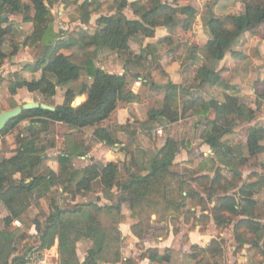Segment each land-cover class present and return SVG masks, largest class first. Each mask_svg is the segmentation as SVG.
<instances>
[{"label": "trees", "instance_id": "16d2710c", "mask_svg": "<svg viewBox=\"0 0 264 264\" xmlns=\"http://www.w3.org/2000/svg\"><path fill=\"white\" fill-rule=\"evenodd\" d=\"M80 1L31 0L34 10L31 17L27 14L31 6L26 0H0V24L9 23L6 13L33 24L34 30L26 42L42 44L46 58L45 66L40 68L42 73L39 79L32 82L25 78L17 81L0 79V88L8 91L12 97H16L20 90L31 94L41 93L49 105L57 95V89L66 88L64 103L56 106L55 112L41 109L23 112L0 133V138L6 137L23 122L29 121L31 124L25 134L18 135L14 155L0 162V205L4 204L11 213L3 219L5 229L0 233V258H3V264H29L31 261L27 255H16L12 249L15 236L9 228L15 220L29 223L37 231L39 251L50 250L58 241L59 264L122 263V244L126 239H122L119 228L127 219L122 212L124 204L130 206V218L136 220L131 231L139 240L149 232L152 216L159 221L168 220L173 225L184 218L185 224L192 220L195 225L207 226L213 219L220 231L233 227L240 250L245 247L254 249L262 256L260 264H264V224L255 212L258 206L255 197L264 190V180L246 184L237 194H231L234 188L218 168L214 178H209L207 174L196 177L197 183L207 181L204 192L206 199L186 184L183 191H178L172 187L169 170L175 164L181 143L170 137L149 163H138L133 158L131 167L128 146L121 149L126 158L122 165L118 162L104 165L91 157L101 144L109 148L120 144L116 128L108 123L120 102L132 103L138 99L130 87V80L134 76L129 80L128 73L112 74L98 67V54H130L132 38L138 35L154 38L158 28L174 26L178 16L185 17L182 29L190 30L196 20V11L190 6L180 5L185 0H137L131 3L128 0H87L83 4ZM238 1L245 5L240 15H217L212 10L207 11L209 20L205 24V31L211 39L203 49H193L192 55L197 52L202 54L203 63L196 73L191 91H201L210 96L215 86L223 85L222 77L217 72L219 63L237 40L264 25V0ZM59 2L76 6L72 22L80 24L66 38L56 31L55 19L48 7V3ZM128 8L137 17L136 20H129L124 15ZM95 17L98 28L95 34L90 35L84 27H90ZM5 34L6 30H0V61L6 59ZM21 47L17 46L14 53H18ZM192 55L190 59H193ZM135 63L142 68L144 80H147L144 84L165 92L163 107L148 113L150 121L164 119L176 124L182 117L190 115L196 122L181 130V141L187 152L193 148L196 128L203 125L200 138L213 155L228 160L235 158L236 148L229 146L227 137L239 124L255 121V109L241 103L235 95H226L225 101L220 103L214 99L207 101L200 95L187 94L180 111L178 100L183 89L172 81L169 73L158 63H154V67L147 65L143 55ZM29 69H33L31 72L35 74L39 67L27 65L24 71ZM83 74L88 80L79 89H74L73 85L79 83ZM84 95L87 100L73 106L76 99ZM57 124L67 125L71 130L66 136V150L58 156V171L48 168L37 174L44 155L56 146V141L51 142L50 139L55 137ZM149 130L152 132V128ZM86 133L92 137L87 145L84 143ZM263 143L264 128L251 127L245 146L248 155L255 157L264 153ZM79 157L90 158V164L78 168L74 159ZM200 161L203 163L206 159ZM197 163L199 160L192 164ZM121 166L125 179H122ZM135 167H140L137 173L133 171ZM95 184L102 187V197L110 201V205L78 202ZM35 192L40 199L49 201L48 211L39 202L36 204L44 222L38 217L30 221L14 206L18 198L30 197ZM189 201L193 205L191 208H188ZM68 205L74 206L69 208ZM192 208L200 210L199 216L192 212ZM105 216L111 222L117 219L116 226L112 225L111 229L105 227L102 220ZM82 240L91 241L93 247L80 257L78 247ZM110 250H114L113 258L105 260L104 255ZM193 251L191 257L198 260L197 264H215L212 260L223 256L217 239L212 240L207 248L194 247ZM160 257L159 249H148L142 258L155 262ZM161 260L169 261L170 257L164 255ZM124 264L136 263L128 259Z\"/></svg>", "mask_w": 264, "mask_h": 264}, {"label": "rangeland", "instance_id": "374dc122", "mask_svg": "<svg viewBox=\"0 0 264 264\" xmlns=\"http://www.w3.org/2000/svg\"><path fill=\"white\" fill-rule=\"evenodd\" d=\"M87 0H81L80 4L85 3ZM137 1V0H136ZM27 4L31 6V9L27 11L28 16H34V10L32 9V3L31 0H26ZM48 7L51 10L52 15L55 19V26L58 32H60L61 36L63 38H66L67 34L72 31L78 23L72 22L73 12L75 9V5H66L65 3L59 2L57 4H51L48 3ZM129 8L124 11L126 14H131L129 11ZM132 11V10H131ZM8 16L9 23L7 24H0V30H6L5 34V47L4 52L6 54V59L3 61H0V79L5 80H12L17 81L19 79H23V72L30 73L33 75H39L41 73L40 68L45 66L46 58H45V48L42 44H29L26 42V39L28 36H30L34 30L33 24L31 23H25L22 18H19L15 15L6 13ZM207 12L205 13L204 21L208 20ZM180 25L179 20H177L176 24L174 26ZM68 26V28H67ZM173 26V27H174ZM66 28V29H65ZM98 28L97 25V19L96 17L93 18L91 22L90 27H84V29L90 34L93 35L96 33ZM143 35H138L134 38H132L131 43L132 46L135 47L136 53H138V50L140 49L139 46L135 43H142ZM165 43V42H164ZM160 43L159 45H155V47H159V49L164 48L166 52V55L169 56V58L174 61H179L183 65H187V58L186 55L189 52L187 51L188 44L186 43H179V45L184 46L183 48H180V50H177V47L175 46V42L172 41V44H163ZM185 44V45H184ZM17 46H22L20 51L18 53H14L15 48ZM149 48L147 49L148 52L143 53L144 60H147V62L150 65H154L153 62H149L147 59V56L149 53L157 54L156 48ZM142 48V47H141ZM156 51V52H155ZM160 51V50H159ZM158 51V55L159 52ZM186 55H185V54ZM156 57V56H155ZM159 57H161L159 55ZM138 59V56L134 54H128V53H99L96 58V64L98 67L102 68L103 65L106 64H113V68L111 69L112 74H118L123 73L124 71L128 72L132 75L133 78H131L132 82V90L140 91L141 94H139L138 99H136L132 103L128 104H135L131 105L129 108L126 109V113L124 116V122L121 124L119 122V119H110L109 125L114 126L116 128V131L118 133V138L120 144L115 146L114 149L110 151H102L100 153L102 161L107 162L108 160H113L115 153V149H122L123 147L128 146L129 150V156H128V162L129 165L133 158H135L138 163L143 162L149 163V161L152 159L154 155H156L159 150L163 147L168 137L178 140L181 143L179 154L176 158L175 164L173 167H171L172 172L169 175V180L172 183V187L177 189L178 191H183V185L186 184V186H189L192 190H194L199 196L206 199L205 188L207 187V181H200L201 183L196 182V177L200 176L202 174H208L210 176L209 178H214L216 170L219 168V171L222 173V175L227 178V181H229L234 190L230 191L231 194L238 193L240 188H242L246 184H251L255 182H261V180H264V153H261L255 157H251L248 155L247 149H246V137L249 134V130L251 127H263L264 128V105L261 103L260 105H257L256 110V119L251 124H239L233 131V133L227 137V140L229 142L230 147L236 148V155L234 159H226L217 157L215 155H209V158L206 159L204 156V152L202 147L204 146V142L200 138L202 135V132L204 130L203 125H198L195 132V139H194V147L193 151L187 152L184 148V144L181 141V130L185 128L188 124H194L196 122L195 119H192L190 115L186 116L185 118L182 117L181 120L176 124H170L166 120H160V121H150L148 113L151 110L161 109L163 107L165 92L162 89H149V84H144L142 87H134L135 82L137 81V77L143 76L142 68L135 63V60ZM17 60L19 63V67L23 68L22 71H19L18 73H12V67L17 65V63H14ZM156 63V62H155ZM27 65L31 66H38L39 69L36 70L35 74L31 72L33 69H29L24 71V68ZM188 69V75L185 77L184 82L182 83V91L179 94V100H178V107L179 110L182 111V106L184 102L187 99V94H195V96H199L198 91H191L194 88V82L192 77V69L187 66ZM20 70V69H19ZM194 72V71H193ZM34 79V78H33ZM36 80V79H34ZM32 80V81H34ZM88 80L87 76L83 74L81 77V80L79 83H76L73 85L74 89H79V86H81L82 83L86 82ZM27 81H29L27 79ZM29 81V82H32ZM24 91V90H20ZM31 94V93H30ZM253 98V97H252ZM249 99V102L253 104V99ZM32 100L33 102L40 103V104H47L44 101V98L41 93H37V95H29L28 91H24L19 96V93L16 97H12L10 93L6 90H3L0 88V115L3 112L9 111L14 109L13 107L22 106L23 102H27ZM31 101V102H32ZM76 102V101H75ZM75 102L73 103V106L75 105ZM80 103V101H78ZM52 103L55 106V102L52 101ZM78 104V103H77ZM125 104V103H124ZM123 102L118 104V107L120 108L121 105H124ZM250 105V104H249ZM51 106V105H50ZM79 106V105H78ZM125 111V110H124ZM126 116L129 117L128 120L125 122ZM112 117V116H111ZM114 122V123H113ZM58 125L55 127V137H51L50 141L53 142V140L56 141L55 148L49 150L44 156V159L42 161L41 166H39L36 170L37 174H40L44 172L46 169L56 170L57 168V155L58 152L65 151V137L64 134L66 130L63 129H57ZM60 127V126H59ZM150 128H152V132H150ZM162 130L163 135L158 136L157 131ZM26 130H24V127L22 124H20L11 134H9L6 137L0 138V162L8 157H11L14 155V152L17 148V138L20 133L25 134ZM58 135V137H57ZM49 141V142H50ZM50 142V143H51ZM122 145H124L122 147ZM264 146V143H263ZM240 149H239V148ZM123 155V156H122ZM121 157H119L118 163L123 164L125 162V154L122 153ZM48 156V157H47ZM206 159L205 162L201 163L200 160ZM213 159V160H211ZM199 160V164L196 165L192 164L194 161ZM198 162V161H197ZM215 162V163H213ZM77 166L81 167L82 165L77 162ZM131 166V165H130ZM133 166V164H132ZM131 166V167H132ZM138 169L140 167H135L133 169L134 172H138ZM121 172H122V179H125V173L123 171V167L121 166ZM200 174V175H199ZM143 175H146V173H143ZM102 187L98 184H95L93 186V189L82 195L79 199V203L87 202H97L100 206H105L111 204L110 201L104 199L101 194ZM116 191V189H115ZM101 197L100 201L98 200L99 196ZM258 200V206L255 209L256 214L259 217V220L262 224H264V190L258 194L255 197ZM39 202L43 209L48 211L49 208V201L47 199H40L38 196V193H33L30 197H20L17 199L15 206V209L17 212L24 214L29 218L30 221H33L36 217L41 218L42 222H44V219L40 216V211L38 210L36 204ZM74 205H68L69 208H72ZM193 205L191 204V201L188 202V208H191ZM129 207L128 205H123V213L127 216V219L123 224L120 225L121 228H123V225H130L136 223V220L130 218V214L128 212ZM11 213L8 210V208L4 205H0V233L5 229V225L3 222V219L7 216H10ZM102 220L104 221L105 227L108 226L109 229H111V226H116L117 219H114L113 222H111L110 218L108 217H102ZM184 218H182L180 221H178L177 224H172L168 220H161L159 221L156 216H152V224L150 227V230L148 233H146L144 236L148 239V246L156 245L159 242L160 238H163L164 240H167L169 237L172 238V248L174 249H161V256L167 255L170 257V262L168 264H194V262L190 261L189 255H184L181 257V255L177 254L179 248H181L183 242H187L189 235L186 234L187 231H189L188 227H186L183 224ZM18 222V224H16ZM192 220H190V225ZM211 223V222H210ZM209 225V223H208ZM207 225V226H208ZM201 225V231H198L197 236H195L198 239H200L199 235L206 234V227ZM115 228V227H114ZM127 228V227H126ZM10 232L14 234V240L12 249H14L16 252V255H27L28 259H31L29 261V264H34V261L42 258L46 255H49L51 258L53 264H59V253H58V241H56L53 248L46 251H39L37 250L39 246L38 242V233L34 228H31L29 226V223L23 224L20 220H15L11 227L9 228ZM126 232H128V228L125 229ZM211 229V237L213 236V240L217 239L218 243L222 247L223 256L221 258H218L216 260H212V262H215V264H260L262 262V256L256 252L254 249H251L250 247H245L242 250L238 247V244L235 241L234 231L233 227H229L224 231H220L217 229V232L212 231ZM264 235V234H263ZM154 238V240L152 239ZM151 239V240H150ZM151 241V243L149 242ZM209 240L208 238H204L201 242V244H205ZM134 239L129 238L126 239L125 244H122V254H125V258H135L140 259L141 252L146 250V245L141 241L137 245L136 250L133 249ZM203 246V245H201ZM93 247V243L89 240H82L81 245L78 247V253L79 256L82 257L85 253V251L89 250ZM115 248V247H113ZM200 248V247H199ZM113 252L114 250H110L107 255H104L105 260H112L113 258ZM194 253L195 251L192 250ZM3 258H0V264H3L4 261ZM198 262V261H197ZM166 262L164 260L160 259L157 261L156 264H165ZM100 264H108V263H100Z\"/></svg>", "mask_w": 264, "mask_h": 264}, {"label": "crops", "instance_id": "0c3cea01", "mask_svg": "<svg viewBox=\"0 0 264 264\" xmlns=\"http://www.w3.org/2000/svg\"><path fill=\"white\" fill-rule=\"evenodd\" d=\"M128 1L131 3V2H135L136 0H128ZM180 5L190 6L196 11V20H195L194 25L192 26V28L190 30L185 31L182 29V24H183V21L185 20V17L184 16H178L177 20H179L180 25L174 26V27L172 26L170 28H158L156 30V34H155L154 38H147V37L143 36L142 37V39H143L142 43H140V42L135 43L134 45L137 44L140 48L138 50V53H136L135 47H133L132 43L130 42V54H134L138 57L143 55V53L148 52L147 49H149V48L154 49L155 45L157 46L160 43L172 44V41H174L176 43L175 46L177 47V50L178 49L180 50V48L184 47V46L179 45V43L188 44L186 52H188V51L189 52L187 53V55L184 53L186 55V58H187L186 60L188 63L184 67L182 66L183 64L179 61L173 62L169 58V56L166 55V52H163V51H165L164 48L159 49V47H155L157 54L154 55L152 53H149V55L147 56V59L149 62L154 61V63L156 62L159 65H161L169 73L172 81L176 85H179V86L182 85V83L185 80V77H187V75H188L187 66L192 69V74H193L192 77H193V82H194L196 73H197L199 67L203 63L202 62L203 57H202V54L200 52H197L194 55H192V54H193V49H195V48L203 49L207 45L209 40L211 39L210 35L205 31V24L209 20V16L207 15L208 20L204 21L205 13L209 10H212L217 15H240L243 13L244 8H245L244 3L241 1H238V0H185V1H181ZM128 11L131 14H126V12H125V16L129 20H136L137 17L134 15L133 11H131L130 8ZM177 20H176V22H177ZM78 25H80V24L78 23ZM67 28H68V26H67ZM56 31L58 32L57 29H56ZM163 44H161V45H163ZM158 51L160 52L159 55L161 57H159ZM190 55L193 56V59L192 58L190 59ZM145 61H146L147 65L154 67L153 64L150 65L147 62V60H145ZM14 63H17V65L12 67V73H18L19 71L23 70V68L19 67V65H18L19 63L17 62V60ZM112 68H113L112 63L102 66V69L106 70L109 73H112L111 72ZM217 72H219L221 77H222L223 85L215 86L212 89L210 96L201 92V91H198L199 95L202 97H205V99L207 101L214 99V100L219 101L220 103H223L225 101L226 95H235V96L240 98L241 103L246 104L248 107H250L252 109L257 108V105H260L261 103H263V105H264V25H262L258 30L254 31V32L246 33L239 40H237V42H235V44L232 46L231 51L229 53H227V55L225 56L223 61H221L219 63V65L217 67ZM41 73L39 75H36V74L33 75L30 73L23 72V77L26 80L28 79L29 81H32L34 79L37 80L41 77ZM126 73H128V72L124 71L123 73H118V74L123 75ZM128 75H129V80H130L132 75L129 73H128ZM138 80H142L143 83L147 82V80H144V75L139 77L137 79V81ZM132 85L133 84L130 80V87H132ZM227 86H229V87H227ZM149 89H152L151 86H149ZM24 91H19V96ZM65 92H66V88L59 87L57 89V95L52 99V101L55 102V106L52 103V101L50 102V105L53 107L63 105L64 100H65ZM133 92L136 96H139V94H141L140 91H136L135 89L133 90ZM29 95L30 96L31 95H37V93H35V94L29 93ZM251 98L253 99V104H251L249 102V99H251ZM86 100H87L86 95L80 96L76 99L75 105L76 106L81 105ZM31 101L32 100L27 101V102L24 101L23 104L31 103ZM78 101H80V103ZM34 103H36V102H34ZM123 104H124V102H123ZM131 105H135V104L125 103L124 105H121L120 108L117 107V109L113 113L111 119L114 120V119L118 118L119 122L121 124H123L126 109H130L129 107ZM212 118H214V114L212 115ZM128 119H129V117L126 116L125 122ZM22 125L24 127V130H27V128L30 127L31 124L29 121H25L22 123ZM57 125H58L57 129H63L64 128L66 130V132L64 134L65 138L67 135H69L71 133L69 126L64 125V124H57ZM57 137H58V135H57ZM91 138H92L91 135L89 133H86L84 143L86 145L89 144V142L91 141ZM176 141H178V140H176ZM123 146L124 145H122V147ZM193 147H194V143H193ZM112 149H114V148H109L105 144H101L94 150L91 157L94 158L95 161L100 162L104 165H106L108 162H118L117 159H119V157H121V155H122V152L120 149H115L114 152L117 154L113 156L114 157L113 160H108L107 162H105V161L101 160L102 159L101 157H99L101 155L100 153H102V151H104V150L110 151ZM202 149H203V151H205L203 157H205L206 159L209 158V155H213V152L209 149L208 146L204 145L202 147ZM64 150H66V148ZM192 151H193V148H192L191 152ZM60 154H61V152H58L57 160H56L57 168H56V170H54L55 172L58 171V156ZM77 162H79L82 166L78 167ZM74 164L78 168H84L90 164V158H85V157L75 158ZM171 169L172 168H170V170H169L170 173L172 172ZM202 175H205V174H202ZM126 205H128V204H126ZM128 207H130V206L128 205ZM128 212L130 213V209ZM192 212L196 213L197 216H199V214H200V210H197L194 208H192ZM183 224L186 227H188V229H189V231L186 232V234L189 235V238H188L187 242L182 243V246H181V248H179L177 254L181 255V257L184 255H189V258L191 259L190 261L194 262V264H197L198 260H193L191 257L193 254V252H192L193 248L194 247H200L203 249L207 248L210 245L211 241L213 240V236L211 237L212 233L210 231H211V229H213L212 231L215 230V232H217V227H216L213 219H211V223H209V225L206 227V232H205L206 234L199 235L200 239L197 240V238L195 236H197L199 230L201 231V226L199 224L195 225L194 221H192L190 225L185 224L183 221ZM126 227L128 228V232H126V230H125V229H127ZM119 229L122 233V236H123L122 239L123 240L129 239V238L134 239L135 245H133V249H135V250L137 248V245L139 243H141V241L146 245V250H148V249H159L160 255H161V249L162 248H166L168 250L174 249V248H172V245H171L172 244V238L171 237H169L167 240L160 238L159 239L160 243L153 245V246H148L147 245L148 244L147 237L144 236V238L142 240H139L137 237H135L133 235L130 225H123V228L120 227ZM204 238H208L209 240H207V242H205V244H201V242ZM152 239L154 240L153 237H152ZM150 240H149V242L151 243ZM201 245H203V246H201ZM146 250L141 252L140 254H138V256H140V259H138V260L135 259L134 257L133 258H125V254H122L124 260L122 263H119V264H124V262L127 261L128 259L133 260L136 264H156L157 261L153 262V261L149 260L148 258H142L143 255L145 254ZM163 256H161V258ZM170 260L169 261L164 260L166 262L165 264H168V262H170Z\"/></svg>", "mask_w": 264, "mask_h": 264}, {"label": "water", "instance_id": "95a60500", "mask_svg": "<svg viewBox=\"0 0 264 264\" xmlns=\"http://www.w3.org/2000/svg\"><path fill=\"white\" fill-rule=\"evenodd\" d=\"M44 110L49 112H55L56 108L47 104H40V103H26L22 106L16 107L12 110L3 112L0 115V133L7 127V125L18 118L23 112L32 111V110Z\"/></svg>", "mask_w": 264, "mask_h": 264}, {"label": "built area", "instance_id": "2783aa9c", "mask_svg": "<svg viewBox=\"0 0 264 264\" xmlns=\"http://www.w3.org/2000/svg\"><path fill=\"white\" fill-rule=\"evenodd\" d=\"M143 85V81L142 80H138L135 82V87L139 88L142 87ZM158 136H162L163 135V131L162 130H158L157 131ZM16 224H18L20 226V224L18 222H16ZM34 264H53L51 258L49 257V255H46L42 258H39L37 260L34 261Z\"/></svg>", "mask_w": 264, "mask_h": 264}]
</instances>
